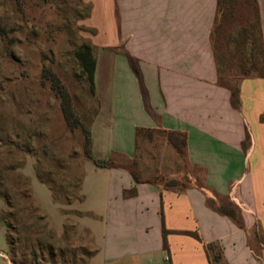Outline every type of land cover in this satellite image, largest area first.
<instances>
[{
    "label": "crops",
    "instance_id": "0c3cea01",
    "mask_svg": "<svg viewBox=\"0 0 264 264\" xmlns=\"http://www.w3.org/2000/svg\"><path fill=\"white\" fill-rule=\"evenodd\" d=\"M84 1L93 4L86 24L111 12L112 45L96 44L97 33L93 38L95 46L112 49L109 60L97 56L99 106L89 128L94 156L115 165L99 167L83 156L80 196L67 193L63 203L32 171L62 205L61 220L53 224L35 199L49 229L63 237L68 217L77 213L73 226L88 234L91 247L86 264H211L208 244L221 246L228 264H264V75L243 78L239 106H233L231 90L219 82L213 46L218 0ZM257 1L264 43V0ZM127 53L139 60L155 116L145 107ZM139 129L184 134L186 162L196 172L168 177L158 169L147 178L138 171L137 182L130 167L137 161ZM161 144L177 151L167 139ZM152 153L144 152L147 160L157 159ZM180 176L190 180L185 190L165 187L164 180ZM133 189L137 193L128 194ZM211 199L237 206L244 228ZM5 226L0 264H13ZM258 233L263 240L253 242Z\"/></svg>",
    "mask_w": 264,
    "mask_h": 264
},
{
    "label": "rangeland",
    "instance_id": "374dc122",
    "mask_svg": "<svg viewBox=\"0 0 264 264\" xmlns=\"http://www.w3.org/2000/svg\"><path fill=\"white\" fill-rule=\"evenodd\" d=\"M220 2L222 9L218 0L216 22L223 11L227 17L216 31L214 44L223 65L229 66V71L223 72L226 85L237 87L245 78L239 67L242 59L232 52L234 45L228 43L231 36H235L236 42L242 41L239 33L251 20L252 3ZM92 9L93 4L84 0H26L23 15L15 0H0V171L3 186L11 192L14 205L10 211L0 195V229L6 224L13 264H86L91 253V247L85 245L88 234L73 226L77 213L71 212L68 217L63 237L49 229L46 218L37 219L43 212L32 210L38 207L35 199L53 224L61 220L62 205L52 201L48 187L32 171L53 182L56 195L64 199L62 203L67 193L80 196L84 133L80 127L68 128L61 98L43 72L47 67L59 75L72 96L75 110L89 127L99 101L96 86L93 90L75 53L82 45L91 44L96 60L98 55L102 61L109 60L112 48L103 50L95 46L93 38L97 33L96 44L110 45L113 39L111 12H101L93 25H89L85 20L91 16ZM166 139L163 132L137 134V161L133 164L136 170L147 178H155L158 169L164 170L168 177L177 171L196 172L187 164L183 152L162 146ZM148 150H153L151 156L157 159L147 160L144 152ZM197 174L201 182L202 172ZM27 189L29 196L24 198L20 191ZM255 238L263 240L259 233L253 234V242ZM39 247L34 254L33 250Z\"/></svg>",
    "mask_w": 264,
    "mask_h": 264
},
{
    "label": "trees",
    "instance_id": "16d2710c",
    "mask_svg": "<svg viewBox=\"0 0 264 264\" xmlns=\"http://www.w3.org/2000/svg\"><path fill=\"white\" fill-rule=\"evenodd\" d=\"M247 3H252V16L251 20L248 22L247 27L241 29L240 35L242 34L243 39L241 42H236L235 36L230 37V42L228 44L234 45V49L232 52L242 59L241 63L239 64V67L241 69V72L244 74V77L253 76L252 73H257L255 76H263L264 75V43L262 38V28H261V21H260V15H259V8L257 4V0H246ZM16 7L20 13L23 15L26 14V0H15ZM221 5V2L219 0V6ZM222 6H220L221 8ZM222 9V8H221ZM222 11V10H221ZM227 15L226 12L223 11L220 17L219 22L217 21L213 30V46L215 49V54L217 58V66H218V72H219V82L225 86H227L231 90V101L233 106L238 107L240 103V90L239 85L232 86V85H226L223 72L229 71V66L223 65L222 56L218 52V48L214 44V36L216 34V31L220 28V25L222 24V21L226 19ZM76 58L78 59L81 68L82 73L88 78L90 81L92 88L94 90L95 87V70H96V57L93 51V48L91 44H84L82 45L77 51H76ZM127 58L129 60V63L134 70V72L137 74L140 82L141 91L144 98V103L147 111L155 116V113L150 105L149 102V96L147 88L144 84L142 73L139 66V60L132 56L131 54L127 53ZM223 62V63H222ZM43 77L50 80L52 83V89L57 93V95L61 98V109L64 115V118L66 120V124L69 129L74 130L76 128H82L84 133V155L87 159L92 160L95 165L99 167H105V166H111L115 165L112 160L107 159H99L96 158L93 154L92 149V134L89 127H86L84 125V122L81 118V116L78 114V112L75 110L73 106L72 96L67 88V86L62 82L59 75L54 72L51 68L44 67ZM140 131H146L144 129H139L138 133ZM167 140L168 142L178 151V152H185L186 147V136L180 132L170 130L167 132ZM131 173L134 177V179L137 182H141L142 178L140 177L139 172L134 168V166L130 167ZM1 175H3V172L0 171V189L1 194L6 199L9 207L13 208V202L11 200V192L8 191V189L4 188V183L1 180ZM41 179H43L53 190L55 194V198L57 200H64L60 199L56 195L57 191L53 185V182L47 181L45 177L39 176ZM184 178V179H183ZM179 178V177H172L170 179L164 180V185L168 189H173L176 191H183L187 187L190 186L189 184V178ZM188 183V184H187ZM137 193L136 189L131 190L128 194L134 195ZM25 195V196H24ZM24 195L22 194V197H28V189L24 192ZM28 195V196H26ZM67 199V198H66ZM209 204L216 208L219 212L227 214L231 217H233L238 224L244 228L243 220L241 217L240 209L235 206L232 203H221L217 205L215 200H209ZM37 210L36 207H32V210ZM13 216V214H12ZM38 220L44 219L42 216H37ZM166 234L167 230L164 229V236H165V246H167L166 242ZM193 236H195L197 239L201 240L200 236L197 233H192ZM37 244L40 245L39 240H37ZM41 248V247H39ZM207 251L209 254V260L211 264H228L224 257H223V251L221 246L217 244H208L207 245ZM34 254H37L35 250H33Z\"/></svg>",
    "mask_w": 264,
    "mask_h": 264
}]
</instances>
